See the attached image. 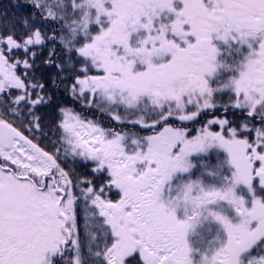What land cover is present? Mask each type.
Masks as SVG:
<instances>
[{
  "label": "snow or ice",
  "instance_id": "6c2138e0",
  "mask_svg": "<svg viewBox=\"0 0 264 264\" xmlns=\"http://www.w3.org/2000/svg\"><path fill=\"white\" fill-rule=\"evenodd\" d=\"M0 264H264V0H0Z\"/></svg>",
  "mask_w": 264,
  "mask_h": 264
},
{
  "label": "rangeland",
  "instance_id": "374dc122",
  "mask_svg": "<svg viewBox=\"0 0 264 264\" xmlns=\"http://www.w3.org/2000/svg\"><path fill=\"white\" fill-rule=\"evenodd\" d=\"M186 125H190V126H191L190 128H193V127L196 126V125H193V124H191V123H188V124H186Z\"/></svg>",
  "mask_w": 264,
  "mask_h": 264
},
{
  "label": "trees",
  "instance_id": "16d2710c",
  "mask_svg": "<svg viewBox=\"0 0 264 264\" xmlns=\"http://www.w3.org/2000/svg\"><path fill=\"white\" fill-rule=\"evenodd\" d=\"M4 3L7 4L8 3V0H4Z\"/></svg>",
  "mask_w": 264,
  "mask_h": 264
},
{
  "label": "flooded vegetation",
  "instance_id": "af4514ba",
  "mask_svg": "<svg viewBox=\"0 0 264 264\" xmlns=\"http://www.w3.org/2000/svg\"><path fill=\"white\" fill-rule=\"evenodd\" d=\"M199 126V124H196V126L195 127H198ZM194 128V127H193Z\"/></svg>",
  "mask_w": 264,
  "mask_h": 264
}]
</instances>
